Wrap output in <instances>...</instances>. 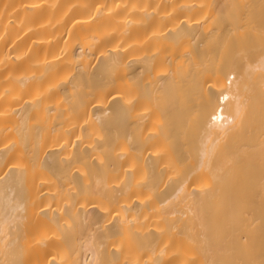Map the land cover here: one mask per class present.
I'll use <instances>...</instances> for the list:
<instances>
[{
	"label": "bare ground",
	"instance_id": "bare-ground-1",
	"mask_svg": "<svg viewBox=\"0 0 264 264\" xmlns=\"http://www.w3.org/2000/svg\"><path fill=\"white\" fill-rule=\"evenodd\" d=\"M0 264H264V0H0Z\"/></svg>",
	"mask_w": 264,
	"mask_h": 264
},
{
	"label": "rangeland",
	"instance_id": "rangeland-1",
	"mask_svg": "<svg viewBox=\"0 0 264 264\" xmlns=\"http://www.w3.org/2000/svg\"><path fill=\"white\" fill-rule=\"evenodd\" d=\"M76 245H77V243H75V246H76ZM77 246H78V245H77ZM77 246H76V247H77ZM71 247H72V246H71ZM73 247H74V246H73ZM76 247H74L73 249H77Z\"/></svg>",
	"mask_w": 264,
	"mask_h": 264
}]
</instances>
